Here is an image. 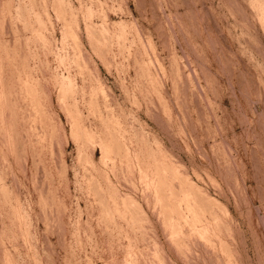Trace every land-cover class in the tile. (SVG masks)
Returning a JSON list of instances; mask_svg holds the SVG:
<instances>
[{
    "label": "rangeland",
    "instance_id": "obj_1",
    "mask_svg": "<svg viewBox=\"0 0 264 264\" xmlns=\"http://www.w3.org/2000/svg\"><path fill=\"white\" fill-rule=\"evenodd\" d=\"M0 189V264H264V0H0Z\"/></svg>",
    "mask_w": 264,
    "mask_h": 264
},
{
    "label": "bare ground",
    "instance_id": "obj_2",
    "mask_svg": "<svg viewBox=\"0 0 264 264\" xmlns=\"http://www.w3.org/2000/svg\"><path fill=\"white\" fill-rule=\"evenodd\" d=\"M4 186H5V185H4ZM0 191H1V189H0ZM0 193H1V192H0ZM2 194H3V193H2ZM4 197H5V196H4ZM13 197H14V196H13ZM2 198H3V197H2ZM13 199H14V198H13ZM8 200H10V199H8ZM3 201H4V200H3ZM12 201H14V200H12ZM6 202H7V200H6ZM22 202H23V201H22ZM7 204H8V203H7ZM7 204H6V205H7ZM12 204H13V203H12ZM20 205H21V204H20ZM8 206H11V205H8ZM8 206H6V208H7ZM2 207H3V206H2ZM12 207H13V206H12ZM15 207H16V206H15ZM20 207H21V206H20ZM8 208H9V207H8ZM10 209H11V207H10ZM12 209H13V208H12ZM16 209H17V207H16ZM0 210H1V208H0ZM2 210H3V209H2ZM4 210H5V209H4ZM20 210H21V209H20ZM12 211H13V210H12ZM1 212H2V211H1ZM16 212H17V210H16ZM8 213H11V212H8ZM12 213H13V212H12ZM14 213H15V212H14ZM1 214H2V213H1ZM3 214H4V213H3ZM2 216H3V215H2ZM10 216H11V215H10ZM15 216H16V215H15ZM21 216H24V215L21 214ZM3 218H4V217H3ZM3 218H2V223L4 222V221H3ZM11 218H13V217H11ZM6 220H7V219H5V221H6ZM11 221H12V220H11ZM22 221H23V220H22ZM22 221H21V222H22ZM24 221H25V220H24ZM21 222H20V223H21ZM25 222H26V221H25ZM6 223H7V222H6ZM13 224H14V223H12V225H13ZM14 225H15V224H14ZM26 225H27V224H26ZM26 225H25V226H26ZM2 226H3V225H2ZM7 227H8V226L6 225V228H7ZM36 227H38V226H36ZM14 228H16V230H17V227H16V226H14ZM19 228H21V226H20ZM30 229H31V228H30ZM32 229H33V228H32ZM1 230H2V229H1ZM37 230H38V229H37ZM5 231H6V230H5ZM5 231H4V232H5ZM7 231H8V230H7ZM18 231H19V230H18ZM32 231H33V230H32ZM5 233H6V232H5ZM18 233H19V232H18ZM25 233H26V232H25ZM8 234H9V233H8ZM6 235H7V234H6ZM16 236H18V235H16ZM16 236H15V237H16ZM6 237H7V236H6ZM23 237H24V239H27V238H28V237L25 238V235H24ZM4 238H5V236H4ZM8 239H9V238H8ZM21 239H23V238H21ZM30 240H31V239H30ZM1 241H2V239H1ZM12 241H13V240H12ZM14 241H15V240H14ZM14 241H13V242H14ZM17 241H19V238H18ZM27 241H28V243H29V239H28ZM32 242H33V241H32ZM32 242H31V243H32ZM3 244H4V243H3ZM9 244H11V243H9ZM14 244H15V243H14ZM18 244H19V243H18ZM22 245H23V244H22ZM26 245H27V243H26ZM3 246H4V245H3ZM5 246H6V244H5ZM10 246H11V245H10ZM28 247H29V246H28ZM4 248H5V247H4ZM6 248H7V247H6ZM10 248H11V247H10ZM10 248H9V249H10ZM26 248H27V247H26ZM7 249H8V248H7ZM7 249H6V250H7ZM12 249H14V248L12 247ZM23 249H24V248H23ZM23 249H22V250H23ZM27 249H28V248H27ZM27 249H26V250H27ZM29 249H30V247H29ZM29 249H28V250H29ZM3 250H4V249H3ZM6 250H4V251H6ZM14 250H15V249H14ZM16 250H18V249L16 248ZM31 250H32V248H31ZM33 250H34V249H33ZM33 250H32V251H33ZM7 251H8V253H10V252H9L10 250H7ZM16 252H17V251H16ZM34 252H35V251H34ZM34 252H33L32 254H34ZM8 253H5V254H8ZM12 254H13V253H12ZM12 254H10L9 257H12V256H11ZM25 254H26V253H25ZM28 255H29V254H28ZM4 256H5V255H4ZM23 257H24V256H23ZM29 257H31V256H29ZM14 258H16V256H15ZM11 260H12V259H11ZM14 260H15V259H14ZM39 260H40V259H39ZM6 261H8V260H6ZM42 261H43V260H42ZM13 262H14V261H13ZM15 262H16V261H15ZM18 262H20V261H18ZM23 262H24V261H23ZM28 262H29V261H28ZM34 262H36V261H34ZM37 262H38V261H37ZM17 264H18V263H17ZM27 264H28V263H27ZM29 264H30V262H29ZM31 264H32V263H31ZM34 264H37V263H34ZM38 264H39V263H38ZM42 264H43V263H42Z\"/></svg>",
    "mask_w": 264,
    "mask_h": 264
}]
</instances>
